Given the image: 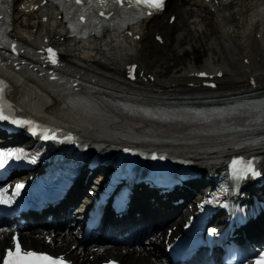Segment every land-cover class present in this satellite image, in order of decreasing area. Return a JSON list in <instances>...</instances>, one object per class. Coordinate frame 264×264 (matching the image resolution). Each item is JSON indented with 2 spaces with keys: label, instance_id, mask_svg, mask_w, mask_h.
I'll use <instances>...</instances> for the list:
<instances>
[{
  "label": "bare ground",
  "instance_id": "bare-ground-1",
  "mask_svg": "<svg viewBox=\"0 0 264 264\" xmlns=\"http://www.w3.org/2000/svg\"><path fill=\"white\" fill-rule=\"evenodd\" d=\"M178 1L179 3H176L174 6L165 8L160 17H152L147 23L142 22L139 26L140 31L143 34L141 40L135 42L130 41L128 43L125 42L123 38H118L116 36H112L111 34H108L101 39L86 40L79 43L67 41V39H63L61 41L64 34L60 31V26L58 24L59 21L56 19L59 13L52 16L46 9L47 22L41 23V15L35 19L36 16L33 15L34 13L27 14L25 13V9L21 13L19 11L15 13L14 7V35L29 33L34 37L40 35V37H43L44 34H50L54 31V33L48 38L52 39L54 43L58 42L60 49L64 51L62 61L69 62L70 60H73L76 62H83L101 70L105 74H109V76L104 75L101 81L94 84L89 82L87 83L91 93L90 97H74L55 91L56 96L53 95L54 98L51 99L49 98L48 92L36 93L31 90H25L23 94L26 99L24 104L27 107V113L31 115H35V113H37V117L51 123L53 122L49 120L52 119H58L63 122H69V120H71L75 123V125L81 127L82 130L84 129L89 137L92 135L94 138L98 139H113L117 145L112 147L110 151H107L104 144L101 143V151L103 155L111 157L118 145L129 141V137H112L113 132H122L128 125L138 123L139 119L132 115L141 112V109L146 111L144 100L146 95L145 90L141 86L136 87L134 85H130L127 81L124 83L117 82L116 89L119 95L118 101H110L113 111L112 121L109 122L107 118L105 119L104 125L108 126H106L107 129H105L103 126H99V121L95 119V117H98L95 115H101L102 113L100 100L103 97H108L109 95L108 88L105 84L106 80L114 79V77H120L124 73L125 64L139 62L140 70L150 73L155 77L157 85L156 88L167 90L170 87L185 86L186 82H188L185 78L187 72H180V70H177V72L173 75L166 76V73H168L171 68L174 69V67H177V58L172 50L176 47V44L181 43L182 40L200 41L201 39L211 38L212 47L210 50L212 54L220 52L225 53L226 55V61L224 59L222 62L223 67H219L223 68L225 72V78L222 80L223 83L233 86L241 82L245 75L251 73L256 75L258 80L264 84V47L262 46L264 40L258 44L256 43L255 38L252 37V35L255 36L256 34L253 30H257L258 24H264L263 3H259V0H230L229 5L227 7H223V5H221L222 0H211V9L213 12H210L208 11L209 8L206 5H203V2H200L199 0ZM21 3L22 0H18V3L16 4L18 8ZM9 8H12V3L9 4ZM195 9H198L200 13L197 14L198 11H195ZM205 12H207L213 20L212 24L214 28L213 30L209 29V16H207V20L206 18H201V23L204 24V28L199 31L198 28L201 23L197 21V18L201 17V14ZM172 15H176L182 26L186 28L184 38H180V36H173L175 22L172 26H168L167 23L163 22L164 19L168 21ZM24 16L28 17V19L25 20L26 23L22 21ZM19 21H21V23H19ZM122 22L123 19L121 18L117 20V23ZM29 28L31 29L29 30ZM34 28H36V31L39 33H35V31L33 32L32 30ZM156 32L164 36V44H169L167 51H170V54L165 56L163 55L165 50H159L162 54L160 60L163 64L159 70L156 69L155 63L151 59H148V56H154L152 53L156 49L152 51L149 49V45L146 44L150 35H152V38L154 39V41H152V45H156V47L159 48V43L155 41L154 37ZM257 33L264 36L262 29L257 31ZM177 50H179V48H177ZM239 51L247 52L242 58L247 57V54L251 57L249 66L246 67L245 65H242V63L238 64L236 62L235 58L237 52ZM228 58L230 61L228 65H226L227 60H229ZM168 59L174 60V63L168 65L166 63ZM210 66L211 64L208 62L204 65V67ZM88 78H92V76L90 75ZM143 84L145 86L152 87V83L150 81ZM164 90H162L163 94L165 93ZM101 91H103V93H101ZM159 91L160 90H158L157 93H159ZM69 99L76 100L80 106L75 110H72L70 106L65 107V104ZM154 107H158V102L156 100H152L151 108ZM96 108L98 111H95ZM89 127H91V129H89ZM6 140L8 141V139ZM140 140L142 141L144 147L147 148L148 145L142 140V137H140ZM94 180V178L89 177L86 181V186L89 187L91 181ZM202 186L203 182H201V185L199 183V189L202 188ZM183 207L184 204L178 207L179 209H175V212L182 211ZM174 219L175 218L173 217L167 218L168 228H171V223L175 222ZM260 222H262V220H260ZM179 226L180 225H177V228H179ZM261 227L262 226L259 224V228ZM190 228L193 229V226ZM25 234L23 235L22 242L27 248L36 247L37 249H51L55 250L56 254L65 253V251H61V247H67V249H69L70 245L75 244L77 241L76 238L74 239L72 236L63 238L61 236V239L53 238V242L58 243V241H61L62 244L60 247L52 248L51 245L45 244V235L50 236V233H46L45 235L40 234L37 239H29L32 234ZM259 238H261L260 233ZM7 239H0V248L4 245L3 241H7L5 243H8L9 239ZM261 246L264 248L263 242H261ZM121 250L122 248L118 249V252L106 253L100 256L95 252H91L90 249L84 248L83 253L85 255H95L93 258L96 261L95 264L101 261V259L114 257L120 259L123 264L130 263L132 261L137 263L136 261L142 260L146 262L145 264H163L161 259L162 249L160 250V247L158 246H154L151 255L146 253V255L136 254L133 251H129L125 255L120 253ZM67 257L74 259L77 257L76 251H69V253H67ZM151 257H153V261H151ZM79 264H93V262L87 258L83 259Z\"/></svg>",
  "mask_w": 264,
  "mask_h": 264
},
{
  "label": "snow or ice",
  "instance_id": "snow-or-ice-1",
  "mask_svg": "<svg viewBox=\"0 0 264 264\" xmlns=\"http://www.w3.org/2000/svg\"><path fill=\"white\" fill-rule=\"evenodd\" d=\"M83 0H75L76 4H81ZM114 2L121 7L124 6V0H103V3L100 4V7H106L108 3ZM165 0H136L135 5L129 4V6L133 7H139L140 4H145V6L149 9L148 11L144 12L141 10V15H152L155 11L163 10ZM89 5L91 6V0H89ZM101 15H104L103 12L100 13ZM81 20H83V17H81ZM131 35V33H129ZM13 51L16 50V46L12 45ZM49 53V56L47 59L51 61L53 65H57L59 62L56 59V54L53 51V49L49 48L46 50ZM135 66L132 68V72H134ZM201 75H204L203 73ZM58 77L53 75L51 79L55 80ZM132 78L134 79L135 76L133 75ZM74 87V86H73ZM214 87V85H213ZM3 87H0V101H4L3 96ZM71 107L72 110H75L80 105L77 103L76 100L69 99L67 103L65 104V107ZM11 106L7 103H3L2 106H0V121H7L9 120V115L6 114V109L10 108ZM90 107V106H89ZM127 111V109H126ZM145 115H151L150 113L144 112L143 109L140 110ZM261 111L264 112V104H262ZM197 117H199L200 122L202 123H208L209 118L207 116H204L200 113L195 114ZM161 120H166L167 117H159ZM173 119H183L182 117H175ZM12 124L16 125L17 127L21 128H27L31 132L33 136H40L44 140H52L60 143H77V139L74 138L71 134L68 133H61L58 135L57 130L54 128L44 127V126H38L33 123L31 120H17V119H11L10 121ZM40 128V131H37V128ZM125 151H128V149H125ZM27 157V153L25 150H0V170H7L6 165L8 167H11L9 161H19L24 160ZM165 157L161 155L160 157H157L155 155L151 156V159L157 160V159H164ZM31 163H35L36 159L33 155L30 158ZM237 162L233 161V172L232 175L235 179L240 180L243 178H246L248 174L250 173L251 176L259 177L261 176V171L257 170L253 163L249 161H243L242 167L237 168L236 167ZM23 184H17L16 185V191L13 193L11 197H6L7 189L0 190V204H8L9 206L11 203L15 200V197L19 195V192L21 189H23ZM211 231H215L214 229ZM4 264H65L63 261V258H53L50 256H47L46 254H38L35 252H25L23 254L19 251V244H17V251L15 255L11 250L8 252V257L5 258ZM257 264H264V254L260 256L259 261H257Z\"/></svg>",
  "mask_w": 264,
  "mask_h": 264
},
{
  "label": "rangeland",
  "instance_id": "rangeland-1",
  "mask_svg": "<svg viewBox=\"0 0 264 264\" xmlns=\"http://www.w3.org/2000/svg\"><path fill=\"white\" fill-rule=\"evenodd\" d=\"M176 3H179V1L178 0H173L172 3H171V7L174 6ZM212 28H213V26L211 25L210 29H212ZM183 44H185V42H183ZM207 49L208 48L206 47L205 43L200 42V45L199 46H195V49L193 48V51L189 52V54H187L184 58H177L175 56L177 58L176 59L177 63L179 65H184V66L187 67V66L192 64L191 60L194 59V58L199 59V57H202L204 59L209 53V50H207ZM152 54L154 55L155 60L158 61V64H160V62H161L160 67L163 66L162 61H160V58L162 57V54L160 52H155V51ZM165 55L168 56L169 53H166ZM217 57H218V55L214 56V58H217ZM171 60L172 59H168V61L166 63L169 65L172 62H174V60H172V61ZM160 67H159V69H160ZM173 71H174V69L172 68V69L169 70V73H173ZM137 263H140V262H137Z\"/></svg>",
  "mask_w": 264,
  "mask_h": 264
}]
</instances>
